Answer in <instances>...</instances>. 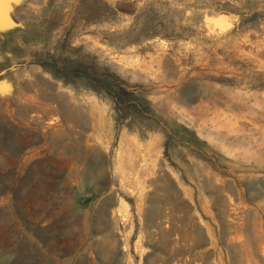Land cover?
<instances>
[{
  "label": "rangeland",
  "instance_id": "374dc122",
  "mask_svg": "<svg viewBox=\"0 0 264 264\" xmlns=\"http://www.w3.org/2000/svg\"><path fill=\"white\" fill-rule=\"evenodd\" d=\"M10 11L0 264H264V0Z\"/></svg>",
  "mask_w": 264,
  "mask_h": 264
},
{
  "label": "trees",
  "instance_id": "16d2710c",
  "mask_svg": "<svg viewBox=\"0 0 264 264\" xmlns=\"http://www.w3.org/2000/svg\"><path fill=\"white\" fill-rule=\"evenodd\" d=\"M155 21V23L152 25H149V28H152L150 29L149 31H147V34L148 35H156V34H159L161 36H182L181 34L182 33H177L175 35H171L170 33H166V32H163V31H157L156 29H153V27H155L156 25H163V20L161 19H152V22ZM73 72H77V73H83L87 76H89L90 78H92L93 80L97 81V82H101L103 81V84L106 86V88L108 89L109 92H112V94L115 96L116 99H118L119 103L122 102L123 100H125V96L122 94V91L121 90H118V89H113V84L103 80V76L107 75V74H110L108 73L107 71H99V70H94L93 72L89 71L86 67H74L72 69Z\"/></svg>",
  "mask_w": 264,
  "mask_h": 264
},
{
  "label": "water",
  "instance_id": "95a60500",
  "mask_svg": "<svg viewBox=\"0 0 264 264\" xmlns=\"http://www.w3.org/2000/svg\"><path fill=\"white\" fill-rule=\"evenodd\" d=\"M10 8L11 0H0V28L13 22Z\"/></svg>",
  "mask_w": 264,
  "mask_h": 264
},
{
  "label": "bare ground",
  "instance_id": "6f19581e",
  "mask_svg": "<svg viewBox=\"0 0 264 264\" xmlns=\"http://www.w3.org/2000/svg\"><path fill=\"white\" fill-rule=\"evenodd\" d=\"M222 16V15H221ZM220 18V17H219Z\"/></svg>",
  "mask_w": 264,
  "mask_h": 264
}]
</instances>
